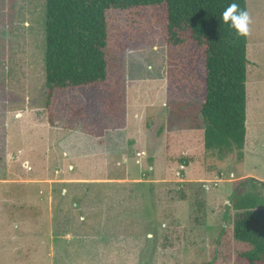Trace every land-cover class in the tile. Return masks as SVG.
Returning <instances> with one entry per match:
<instances>
[{
    "label": "rangeland",
    "instance_id": "1",
    "mask_svg": "<svg viewBox=\"0 0 264 264\" xmlns=\"http://www.w3.org/2000/svg\"><path fill=\"white\" fill-rule=\"evenodd\" d=\"M44 5L0 0V264H246L229 198L253 190L242 180L264 182V0H246L242 161L206 150L202 130L168 129L169 102L204 100L202 50L173 48L169 62L167 45L146 42L150 31L142 43L124 10L107 14L116 57L107 82L56 91L50 122ZM113 87L125 91L123 118L106 107ZM70 202L99 205L87 211L92 238L59 254L66 241L48 232L45 205Z\"/></svg>",
    "mask_w": 264,
    "mask_h": 264
},
{
    "label": "trees",
    "instance_id": "2",
    "mask_svg": "<svg viewBox=\"0 0 264 264\" xmlns=\"http://www.w3.org/2000/svg\"><path fill=\"white\" fill-rule=\"evenodd\" d=\"M231 3L247 11L246 0H45L43 103L50 122L56 91L107 82L116 66L109 46L107 14L113 9L124 10L142 43L141 33L150 31L155 37H147L146 42L167 45L169 62L173 48L195 44L202 50L204 100L189 105L169 102L168 128L178 125L202 130L206 150L221 157L235 152L242 161L247 143V36H239L222 20ZM123 102L124 89L113 87L107 109L122 117ZM248 183L252 191L240 194L235 190L229 198L238 211L233 234L247 247L240 252L246 264H264V196L257 189L264 182L249 177L238 185Z\"/></svg>",
    "mask_w": 264,
    "mask_h": 264
},
{
    "label": "crops",
    "instance_id": "3",
    "mask_svg": "<svg viewBox=\"0 0 264 264\" xmlns=\"http://www.w3.org/2000/svg\"><path fill=\"white\" fill-rule=\"evenodd\" d=\"M124 97H125V91H124ZM124 103H125V98L123 104ZM11 107L17 108L15 106H11ZM140 154L142 156L143 152L142 153L140 152ZM244 157H245L244 159H246L245 153H244ZM38 205L40 204H34V205L31 204L28 206H31L30 209H33L34 208L33 206H38ZM98 205L99 204L96 203L85 204V203H72V202L57 203V204L47 203V205H45L48 206V209L51 212V220H52L51 224L48 226V232L50 233L51 236L60 239H65L66 241L67 247L66 245L62 244L61 245L62 248L59 249L60 250L59 254H65L70 249L74 251L72 245L69 244L71 240H74V238L82 239L81 241H85L88 238L89 239L92 238L93 230L91 228L88 229L89 225L87 224H89V221L93 218L94 213L89 214L87 211L91 210L93 207ZM128 240L129 239H126V241ZM48 249H49L48 250L49 255L56 254L55 253L56 248H54V245H50Z\"/></svg>",
    "mask_w": 264,
    "mask_h": 264
},
{
    "label": "clouds",
    "instance_id": "4",
    "mask_svg": "<svg viewBox=\"0 0 264 264\" xmlns=\"http://www.w3.org/2000/svg\"><path fill=\"white\" fill-rule=\"evenodd\" d=\"M222 20L239 36H247L250 31L251 18L247 11L240 9L237 3H231L222 13Z\"/></svg>",
    "mask_w": 264,
    "mask_h": 264
},
{
    "label": "built area",
    "instance_id": "5",
    "mask_svg": "<svg viewBox=\"0 0 264 264\" xmlns=\"http://www.w3.org/2000/svg\"><path fill=\"white\" fill-rule=\"evenodd\" d=\"M138 154H140V153H138Z\"/></svg>",
    "mask_w": 264,
    "mask_h": 264
}]
</instances>
